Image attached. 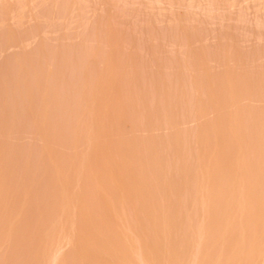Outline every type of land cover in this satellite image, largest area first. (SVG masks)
<instances>
[{"label": "rangeland", "instance_id": "obj_1", "mask_svg": "<svg viewBox=\"0 0 264 264\" xmlns=\"http://www.w3.org/2000/svg\"><path fill=\"white\" fill-rule=\"evenodd\" d=\"M2 238L14 264H264V0H0Z\"/></svg>", "mask_w": 264, "mask_h": 264}, {"label": "bare ground", "instance_id": "obj_2", "mask_svg": "<svg viewBox=\"0 0 264 264\" xmlns=\"http://www.w3.org/2000/svg\"><path fill=\"white\" fill-rule=\"evenodd\" d=\"M41 222H42V221H41ZM41 222H40V223H41ZM44 222H45V221H44ZM44 222H43V223H44ZM41 224H42V223H41ZM41 224H40V226H41ZM48 226H49V225H48ZM47 228H48V227H47ZM39 231H42V230H39ZM12 232H13V231H12ZM37 233H38V232H37ZM13 235H14V234H13ZM26 235H27V234H26ZM30 235H31V234H30ZM18 236H19V235H18ZM27 236H28V235H27ZM25 237H26V236H25ZM96 237H97V236H96ZM24 239H25V238H24ZM30 239H31V238H30ZM1 240H2V241H5V243H6V240H4L3 238L0 239V241H1ZM19 240H20V239H19ZM35 240H36V239H35ZM28 241H29V240H28ZM37 241H38V240H37ZM98 241H99V240H98ZM3 243H4V242H3ZM9 243H10V242H9ZM1 244H2V242H1ZM6 244H8V243H6ZM6 244H5V245H6ZM5 245H4V248L7 247V246H5ZM10 245H11V244H10ZM13 245H14V244H13ZM84 245H85V244H84ZM18 246H19V245H18ZM33 246H34V245H33ZM103 246H104V245H103ZM0 247H1V246H0ZM2 247H3V246H2ZM2 247H1V248H2ZM30 247H31V246H30ZM1 248H0V249H1ZM16 248H18V247H16ZM41 248H42V247H41ZM6 249H8V248H6ZM21 249H22V248H21ZM26 249H28V248H25V252H27ZM99 249H100V247H99ZM13 250H14V249H13ZM23 250H24V249H23ZM23 250H22V251H23ZM28 250H29V249H28ZM90 250H91V249H90ZM8 251H9V250H8ZM10 251H11V250H10ZM14 251H15V250H14ZM22 251H20V252H22ZM31 251H32V250H31ZM39 251H40V250H39ZM60 251H61V250H60ZM12 252H13V251H12ZM23 252H24V251H23ZM35 252H36V251H35ZM29 253H30V252H29ZM29 253L27 254V256H29ZM31 253H34V252L32 251ZM40 253H41V252H40ZM11 254H12V253H11ZM6 255H7V254L3 251V249H2V251L0 250V264H14L15 261H18V260H19V259H16L15 261H13L14 263H13V262L11 263L12 259H10L9 257H7V256H9L10 254L7 255V256H6ZM12 255H13V254H12ZM25 255H26V254H25ZM33 256H34V255H33ZM97 256H98V255H97ZM23 257H24V256H23ZM11 258H12V257H11ZM15 258H16V257H15ZM15 258H14V259H15ZM39 258H40V257H39ZM67 258H68V257H67ZM70 258H71V257H70ZM96 258H97V257H96ZM112 258H113V257H112ZM14 259H13V260H14ZM31 259H32V258H31ZM53 259H54V258H53ZM23 260H24V259H23ZM35 260H36V259H35ZM19 261L21 262V259H20ZM31 261H32V260H31ZM39 261H40V260H39ZM69 261H70V260H68V263H69ZM20 262H19V263H20ZM32 262H33V261H32ZM36 262H37V261H36ZM27 263H28V262H27ZM45 263H46V262H45ZM65 263H66V262H65ZM108 263H109V262H108ZM28 264H31V262L28 263ZM66 264H67V263H66Z\"/></svg>", "mask_w": 264, "mask_h": 264}]
</instances>
